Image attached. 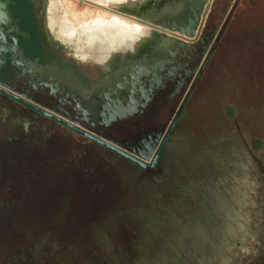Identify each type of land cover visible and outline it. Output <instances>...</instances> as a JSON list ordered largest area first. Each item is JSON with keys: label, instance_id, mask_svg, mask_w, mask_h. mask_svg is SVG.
I'll return each mask as SVG.
<instances>
[{"label": "rangeland", "instance_id": "obj_1", "mask_svg": "<svg viewBox=\"0 0 264 264\" xmlns=\"http://www.w3.org/2000/svg\"><path fill=\"white\" fill-rule=\"evenodd\" d=\"M233 2L212 0L208 22ZM50 8L58 29L68 10ZM46 131L0 152V264H264V0L237 1L157 168Z\"/></svg>", "mask_w": 264, "mask_h": 264}, {"label": "flooded vegetation", "instance_id": "obj_2", "mask_svg": "<svg viewBox=\"0 0 264 264\" xmlns=\"http://www.w3.org/2000/svg\"><path fill=\"white\" fill-rule=\"evenodd\" d=\"M237 1L232 3V11L230 9L227 20L224 19L225 24L224 21L221 24L208 22L209 8L201 27V9L203 10L204 3L195 4L192 8L185 4L184 10L190 16L189 24L194 28L191 40L161 32L139 22V16L155 19L153 12L160 7L151 1L134 0L119 2L114 9L137 20H129L131 28L127 34L111 39L86 27L87 23L92 24V16L95 14L93 11L84 17L87 22L83 21L85 26L78 28L71 36L63 34L62 21L59 22L58 47H46L34 13L41 9L47 15L46 11L52 10V0H37L36 4L33 3L34 0H0V32L4 34L7 31L6 37L10 40L8 46L13 52L8 66L10 75L1 78L0 87L19 95V99L15 100L26 104L32 116L31 123L0 124V131H5L0 137V152L8 154L6 150L9 146L35 138L38 131H43V135L48 136L50 133L46 131V124L55 123L118 155L140 170L157 168L177 119ZM98 9L111 14L109 9ZM48 25L51 27L52 24L48 21ZM22 54L26 58L32 57L34 63L25 64V72L18 67ZM44 58L49 61L58 60V88L48 75V80L44 78L41 73L42 68L44 70L43 64L40 66L35 63L37 59L40 61ZM140 63L153 70L151 82H146V88L136 85L132 89L130 84L123 86V77L130 71L139 69ZM148 87L151 90H147ZM131 96L134 98L131 99ZM33 105L50 109L59 119L39 113ZM181 105L174 126L166 134ZM167 109L172 112L169 120L165 117ZM65 122L91 129L124 149H149L151 156L155 152L158 155L153 165L141 167L114 149L69 128Z\"/></svg>", "mask_w": 264, "mask_h": 264}, {"label": "water", "instance_id": "obj_3", "mask_svg": "<svg viewBox=\"0 0 264 264\" xmlns=\"http://www.w3.org/2000/svg\"><path fill=\"white\" fill-rule=\"evenodd\" d=\"M167 0H164L159 3L158 7H160L157 11L153 12V17L155 19H148L144 18V16H139L138 21L141 22L144 25H147L148 27L157 29L164 33H169L172 35H175L179 38L185 39V40H191L194 36V28L189 24L190 22V16L187 11L184 10V5L191 6V8L197 4L204 3L202 15H201V21H200V27L204 23L206 14L209 11L210 5L212 3V0H173L172 7L168 8L166 7ZM164 2V4H163ZM232 11V9H231ZM230 11V13H231ZM229 13V14H230ZM229 16V15H228ZM228 18V17H227ZM226 18V20H227ZM224 21V24L226 22ZM200 28L197 30V33L199 32ZM197 35V34H196ZM4 41H6L3 34L0 32V83L1 78H5V76H9V70L8 66L10 65V60L12 59L13 52L8 46H4ZM7 53H9V58L7 59ZM209 53H207L208 56ZM3 61V62H2ZM206 61V59H205ZM205 61L203 62L202 66L204 65ZM12 75V74H11ZM153 70L150 67H145L144 64L140 63L139 69H134L128 73V75L123 77L122 85L128 86L131 85V88L133 89L136 85L140 86L141 88H146L147 83L151 82L153 79ZM155 75V74H154ZM6 84V83H5ZM121 85V86H122ZM151 88V87H150ZM149 87L147 90H151ZM0 90H2L5 94L9 95L10 97L14 99H19V95L16 93H11L7 90H3L0 87ZM45 94V92H44ZM51 95V94H46ZM131 99L134 98V96L130 97ZM130 100L127 101V106H129ZM184 103V101H183ZM182 103V104H183ZM33 108L36 109L39 113L44 114L49 117H53L55 119H59V117L53 113L50 109L43 108L37 105H33ZM182 108V105L176 110L174 117L172 118L171 123L169 124L166 134L170 131V129L174 126V122L176 120V117L178 113L180 112ZM128 111V108H127ZM65 124L72 128L79 133L83 134L84 136H87L88 138H91L95 140L96 142L114 149L115 151L121 153L125 157L131 159L132 161L136 162L141 167H146L147 165H153L154 161L156 160V157L158 155L157 152L154 153L153 156H151V150L149 149H124L119 144H117L114 141H110L107 138L102 137L101 135L97 134L91 129H88L83 126L76 125L75 123H69L65 122Z\"/></svg>", "mask_w": 264, "mask_h": 264}, {"label": "crops", "instance_id": "obj_4", "mask_svg": "<svg viewBox=\"0 0 264 264\" xmlns=\"http://www.w3.org/2000/svg\"><path fill=\"white\" fill-rule=\"evenodd\" d=\"M37 0H34V4H36ZM35 18L38 20L40 24V30L42 34V38L46 43V47L57 46L58 47V29L51 28L48 23H46V14L41 9H37L34 13ZM6 32H4L3 36L6 41H4V46L10 44L9 38L6 37ZM7 59L9 58V53L6 54ZM27 57V56H26ZM23 54L18 60V67L23 68L25 72V64H34L32 57L26 58ZM35 63H39L41 66L43 64L44 70L42 68L41 73L44 78L48 80L47 75L50 77L52 83L56 85L58 88V60L49 61V59H38ZM46 67V68H45ZM31 71V70H30ZM34 72V71H33ZM35 73V72H34ZM13 88V87H12ZM32 116L30 109L21 101H17L11 97H9L4 92L0 91V123H31Z\"/></svg>", "mask_w": 264, "mask_h": 264}, {"label": "bare ground", "instance_id": "obj_5", "mask_svg": "<svg viewBox=\"0 0 264 264\" xmlns=\"http://www.w3.org/2000/svg\"><path fill=\"white\" fill-rule=\"evenodd\" d=\"M58 1V0H57ZM64 6H66V9L68 10L69 19L65 18V20L62 21V26L70 28L72 26H77L83 21L85 22V18L91 11L88 9H82L77 10L72 5V1L70 0H59ZM117 3L119 2H133L134 0H116ZM110 3L112 9L110 10L111 14H106L103 12H100L99 10H96L94 13V16H92V22L94 23L95 27L98 29V32L102 33L104 36H107L111 39H114L118 36H123L127 34L131 28L129 20L137 21L135 19L126 17L125 15H122L114 9L118 7V4H113L111 1H108ZM96 5V4H94ZM106 15V16H104ZM66 16V14H65Z\"/></svg>", "mask_w": 264, "mask_h": 264}, {"label": "trees", "instance_id": "obj_6", "mask_svg": "<svg viewBox=\"0 0 264 264\" xmlns=\"http://www.w3.org/2000/svg\"><path fill=\"white\" fill-rule=\"evenodd\" d=\"M27 255L29 256V254H24L23 256H24V257H27ZM19 257H21V256H19ZM24 257H22V258H24Z\"/></svg>", "mask_w": 264, "mask_h": 264}]
</instances>
